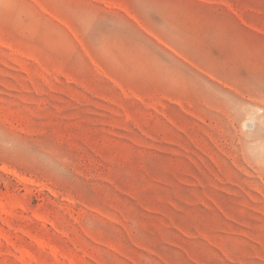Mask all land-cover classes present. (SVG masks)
<instances>
[{"label": "rangeland", "instance_id": "obj_1", "mask_svg": "<svg viewBox=\"0 0 264 264\" xmlns=\"http://www.w3.org/2000/svg\"><path fill=\"white\" fill-rule=\"evenodd\" d=\"M0 264H264V0H0Z\"/></svg>", "mask_w": 264, "mask_h": 264}]
</instances>
